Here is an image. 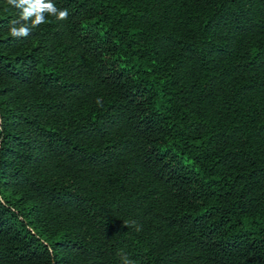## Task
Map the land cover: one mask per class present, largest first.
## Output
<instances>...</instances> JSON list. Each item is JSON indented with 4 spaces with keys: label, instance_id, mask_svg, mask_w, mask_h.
Wrapping results in <instances>:
<instances>
[{
    "label": "trees",
    "instance_id": "16d2710c",
    "mask_svg": "<svg viewBox=\"0 0 264 264\" xmlns=\"http://www.w3.org/2000/svg\"><path fill=\"white\" fill-rule=\"evenodd\" d=\"M52 2L0 0V264H264V0Z\"/></svg>",
    "mask_w": 264,
    "mask_h": 264
},
{
    "label": "clouds",
    "instance_id": "9594fccd",
    "mask_svg": "<svg viewBox=\"0 0 264 264\" xmlns=\"http://www.w3.org/2000/svg\"><path fill=\"white\" fill-rule=\"evenodd\" d=\"M7 5L19 10L17 20L11 21L9 35L13 38L26 37L30 35L33 28L39 27L47 22V17H55L57 21L66 20L69 16L68 10L59 9L52 0H6ZM97 103L100 104L98 98ZM135 224L134 221L126 222L124 226L130 227ZM141 227L136 226V231ZM121 264H135L126 253H120Z\"/></svg>",
    "mask_w": 264,
    "mask_h": 264
}]
</instances>
